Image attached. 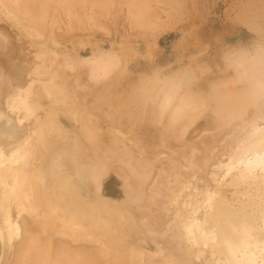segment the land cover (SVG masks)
<instances>
[{
  "label": "bare ground",
  "instance_id": "obj_1",
  "mask_svg": "<svg viewBox=\"0 0 264 264\" xmlns=\"http://www.w3.org/2000/svg\"><path fill=\"white\" fill-rule=\"evenodd\" d=\"M51 1L98 0H0V10L40 35ZM125 3L146 22L143 0ZM233 18L253 37L220 38L207 53L202 43L170 69L120 81L117 152L91 111L120 55L101 49L77 66L50 49L52 67L42 57L25 78L0 43V264H264V84L226 63L264 37V0H236Z\"/></svg>",
  "mask_w": 264,
  "mask_h": 264
},
{
  "label": "rangeland",
  "instance_id": "obj_2",
  "mask_svg": "<svg viewBox=\"0 0 264 264\" xmlns=\"http://www.w3.org/2000/svg\"><path fill=\"white\" fill-rule=\"evenodd\" d=\"M126 1L98 0L95 3L88 2L85 7L51 1L46 11L47 26L40 35H32L14 17L0 10L1 50L5 58L19 63L18 69H11L15 76L26 73L28 69L33 70L35 64H41L42 57H45L46 67L51 68L52 64L48 61L50 49L59 52L58 58H72L77 66L81 61L96 57L101 49L105 52L108 50L107 54L114 52V55L122 57V69L111 74L104 85L102 109L94 106L91 109L95 124L100 116L104 119V140L108 152H117L115 123L121 80L134 77L138 72L170 69L183 61L189 48L197 53V46L202 43L209 45L207 53L220 38L245 39L255 34L248 25L233 18L236 0H143L148 16L142 24L129 17ZM132 1L128 0V5ZM69 11L72 12V18L78 20L77 26L69 25ZM55 19L59 28L51 33L50 28L54 27ZM197 57L200 58V54ZM64 67L59 64L56 70L62 73ZM28 75L31 76L32 72L26 73L24 77ZM32 82L34 87L38 86L35 77ZM70 91L77 95L79 93L75 86ZM98 95L99 92H90L88 97L93 104ZM59 108L64 110L63 107ZM7 112L13 114L10 110ZM57 116L70 133L77 130L70 114L60 111ZM22 121L29 123L30 120ZM8 258L6 249L3 261H8Z\"/></svg>",
  "mask_w": 264,
  "mask_h": 264
},
{
  "label": "clouds",
  "instance_id": "obj_3",
  "mask_svg": "<svg viewBox=\"0 0 264 264\" xmlns=\"http://www.w3.org/2000/svg\"><path fill=\"white\" fill-rule=\"evenodd\" d=\"M226 63L242 80L264 84V37L229 49Z\"/></svg>",
  "mask_w": 264,
  "mask_h": 264
}]
</instances>
